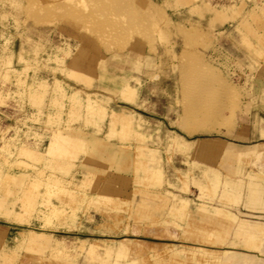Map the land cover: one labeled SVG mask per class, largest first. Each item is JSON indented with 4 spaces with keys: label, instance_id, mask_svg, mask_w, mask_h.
Here are the masks:
<instances>
[{
    "label": "rangeland",
    "instance_id": "obj_1",
    "mask_svg": "<svg viewBox=\"0 0 264 264\" xmlns=\"http://www.w3.org/2000/svg\"><path fill=\"white\" fill-rule=\"evenodd\" d=\"M263 208L264 0H0V264H222Z\"/></svg>",
    "mask_w": 264,
    "mask_h": 264
},
{
    "label": "crops",
    "instance_id": "obj_2",
    "mask_svg": "<svg viewBox=\"0 0 264 264\" xmlns=\"http://www.w3.org/2000/svg\"><path fill=\"white\" fill-rule=\"evenodd\" d=\"M254 216L240 218L222 250V264H264V208Z\"/></svg>",
    "mask_w": 264,
    "mask_h": 264
},
{
    "label": "bare ground",
    "instance_id": "obj_3",
    "mask_svg": "<svg viewBox=\"0 0 264 264\" xmlns=\"http://www.w3.org/2000/svg\"><path fill=\"white\" fill-rule=\"evenodd\" d=\"M180 1H182V2H184V1H187V2H189L190 0H180Z\"/></svg>",
    "mask_w": 264,
    "mask_h": 264
}]
</instances>
